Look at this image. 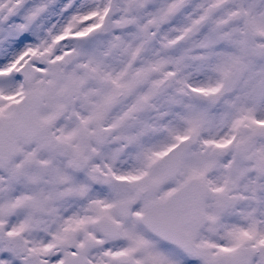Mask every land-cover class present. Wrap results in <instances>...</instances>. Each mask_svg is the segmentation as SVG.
Returning a JSON list of instances; mask_svg holds the SVG:
<instances>
[{
  "label": "snow or ice",
  "instance_id": "1",
  "mask_svg": "<svg viewBox=\"0 0 264 264\" xmlns=\"http://www.w3.org/2000/svg\"><path fill=\"white\" fill-rule=\"evenodd\" d=\"M0 264H264V0H0Z\"/></svg>",
  "mask_w": 264,
  "mask_h": 264
}]
</instances>
